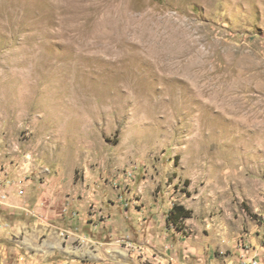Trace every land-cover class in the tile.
<instances>
[{"label": "rangeland", "instance_id": "1", "mask_svg": "<svg viewBox=\"0 0 264 264\" xmlns=\"http://www.w3.org/2000/svg\"><path fill=\"white\" fill-rule=\"evenodd\" d=\"M0 191V264H242L264 0H0Z\"/></svg>", "mask_w": 264, "mask_h": 264}, {"label": "crops", "instance_id": "2", "mask_svg": "<svg viewBox=\"0 0 264 264\" xmlns=\"http://www.w3.org/2000/svg\"><path fill=\"white\" fill-rule=\"evenodd\" d=\"M88 201V200H87ZM88 203L90 204L91 202L88 201ZM88 204V205H89ZM81 206H85L83 207V209H87L86 205L87 203L86 202H82L80 203ZM64 206H67L65 209L66 211H70L72 209L73 210H78L77 208V204L75 205V202H73V200L71 201V199H68L66 202H64ZM94 207H96V205H93ZM71 208V209H70ZM73 217L76 216V214L74 215V212L72 213ZM96 215V214H95ZM81 217V216H80ZM76 218V217H75ZM81 239H83L84 241H92V236L90 235H87L85 237L83 236H80ZM129 237L128 235H125V238ZM123 239V242H126V239ZM94 239V238H93ZM129 239V238H128ZM88 243V242H87ZM242 260V264H264V246H259V247H256L255 249H252L251 252H247V254H243V258L241 259Z\"/></svg>", "mask_w": 264, "mask_h": 264}, {"label": "trees", "instance_id": "3", "mask_svg": "<svg viewBox=\"0 0 264 264\" xmlns=\"http://www.w3.org/2000/svg\"><path fill=\"white\" fill-rule=\"evenodd\" d=\"M184 212V208L180 205H174L170 210V216L177 215V213L181 214Z\"/></svg>", "mask_w": 264, "mask_h": 264}, {"label": "built area", "instance_id": "4", "mask_svg": "<svg viewBox=\"0 0 264 264\" xmlns=\"http://www.w3.org/2000/svg\"><path fill=\"white\" fill-rule=\"evenodd\" d=\"M6 198V193L0 191V202H4Z\"/></svg>", "mask_w": 264, "mask_h": 264}]
</instances>
